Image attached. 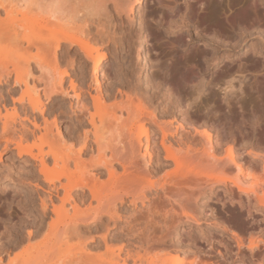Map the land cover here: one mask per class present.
<instances>
[{
  "label": "bare ground",
  "instance_id": "obj_1",
  "mask_svg": "<svg viewBox=\"0 0 264 264\" xmlns=\"http://www.w3.org/2000/svg\"><path fill=\"white\" fill-rule=\"evenodd\" d=\"M154 1L159 32L181 53L177 78L170 67L144 80L149 64L137 76L126 69L134 33L138 60L153 34L143 0H0V183L27 188L25 206L39 201L34 220L4 234L0 264H197L171 260L168 238L180 224H200L205 193L222 187L264 206V181L251 175L257 167L264 175V145L248 114L203 120L190 116L185 95L190 84L207 79L209 89L247 68L224 57L217 31L207 40L205 16H193L198 1ZM198 43L208 49L191 70L182 57ZM112 49L126 63L120 56L115 71L104 70ZM9 151L25 164L16 177L4 164ZM121 223L134 243L113 233ZM92 226L103 233L90 237Z\"/></svg>",
  "mask_w": 264,
  "mask_h": 264
},
{
  "label": "rangeland",
  "instance_id": "obj_2",
  "mask_svg": "<svg viewBox=\"0 0 264 264\" xmlns=\"http://www.w3.org/2000/svg\"><path fill=\"white\" fill-rule=\"evenodd\" d=\"M197 1L193 16L195 18L200 14L205 16L202 26L207 28L209 33L207 40L213 37L210 34L211 31H217L224 57L226 55L234 57L236 62L238 61L247 69L243 73L235 69L233 76L222 75L217 85H211L209 89L204 88L207 79L188 85L185 95L189 96V114L199 116L203 120L214 116L220 118L224 113H233L236 117L241 113L248 114L251 123L255 125V141L262 139V145H264V53L252 52L253 48L264 43V0ZM143 7L144 19L148 20L147 23L153 34L140 49V61L136 31L128 60L123 57L124 53L115 52L113 49L106 50L108 58L105 61L104 70L111 65V70L115 71L117 63H122L120 56L123 55L121 56L124 59L122 67L127 60L126 69L131 72L134 70L135 75L139 74V68L149 64L151 67L149 70L141 69L143 80L148 73L160 76L159 68L166 71L168 67L175 68L174 74L177 78L182 69L176 68L175 57L181 53L174 49L173 45L168 44L166 36L159 32L161 29L159 24L164 22L163 14L154 0H143ZM207 49L202 43L192 45L182 57L184 66L187 65L186 68L195 70L200 66V51ZM3 50L4 47H0V54ZM34 54H26L25 57ZM227 63L225 59L221 63V68ZM184 66L180 67L184 68ZM224 71H221L222 74ZM87 72L88 70L85 72L86 75ZM102 73H99L100 81L108 85L109 82L103 79ZM4 95L9 99L6 92ZM64 126V124L61 125L63 128ZM262 148L261 150H264V146ZM3 159L4 164L11 167L13 177H16L19 168L25 165L16 158L12 159L10 151L3 155ZM30 170L31 168L26 165L25 173ZM252 171L251 175L253 174L254 179L264 181L261 168L257 167ZM253 178H250V184L255 181ZM40 184L42 185V182ZM0 186V245H2L7 242V239L3 237L7 231L18 229L21 222H30L37 217L39 201L35 195V199L37 198L35 207L25 206L21 203V199L30 195L27 188L20 190L19 185H15L10 180H3ZM197 209L203 216L200 224H180L168 238V243L172 245L169 251L170 256L173 257H170L171 260L177 256L187 260V263L195 260L197 264H264V206L260 202L254 199L248 201L246 195H242L240 200L222 187H218L213 192L208 191L203 195ZM220 214L223 219H219ZM29 230L30 228H22L20 234L27 235ZM86 232L90 237H98L103 233V229L92 226ZM113 233L123 235L125 242L134 243L133 239L126 234L122 223ZM239 240H241L240 243ZM251 242L257 245L253 250L250 249ZM115 245L120 243L116 242Z\"/></svg>",
  "mask_w": 264,
  "mask_h": 264
},
{
  "label": "clouds",
  "instance_id": "obj_3",
  "mask_svg": "<svg viewBox=\"0 0 264 264\" xmlns=\"http://www.w3.org/2000/svg\"><path fill=\"white\" fill-rule=\"evenodd\" d=\"M241 89H242V86H241Z\"/></svg>",
  "mask_w": 264,
  "mask_h": 264
}]
</instances>
